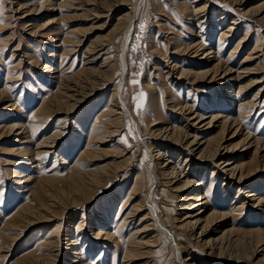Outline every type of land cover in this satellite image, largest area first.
<instances>
[{"label": "rangeland", "instance_id": "374dc122", "mask_svg": "<svg viewBox=\"0 0 264 264\" xmlns=\"http://www.w3.org/2000/svg\"><path fill=\"white\" fill-rule=\"evenodd\" d=\"M196 1L197 0H140L141 14H138L139 19L137 18L133 27L134 29L132 28L133 30H131V33L128 36H125L126 34H123L122 32H119L117 35L116 31H113V28L117 24L118 17L123 12V10L127 9V7L120 8V10H118V12L113 16L108 15V17L105 16L101 19H97L96 16L97 14H100L101 10L98 8H92V5H85L81 1L78 3L70 2V4H68V6L65 8V4L64 6H61V4H63L62 0H0V90H5V76L8 73L9 68H20L21 72H23V76L21 77L22 79L18 81V83L13 84L14 88L10 89L12 87L11 86L9 90L6 89L8 95L10 94L12 96V100H6V103L4 102L3 105L0 106V126H5L8 128L10 125L12 126L17 124L20 126L22 124L27 126L31 131V140L29 139L27 144H19L16 141L19 138H23L22 140H25L23 135L20 137H15L14 135L0 143V246L3 247L4 244H6L5 247L11 248V252L9 253H3L0 251V264H33L35 260L34 256L37 253V246L43 244V239L49 233V230L54 229L61 223L64 224L60 231L62 251L59 252V261L56 264H78L79 260L88 261L89 264H124V246L129 239L128 237L133 233L134 229L141 225L139 218H141L142 214L146 213V211L144 213H140L139 217H137L136 225L133 226V228L130 227L129 229H125L126 231H124L121 237L122 243H118L119 245L117 243V245L111 243L110 245H106V249H104L102 246H99L100 244L98 242H96L93 246H90L84 241L81 246L83 249V258L80 257L75 259V261L77 260L76 263L71 262L74 259H71L73 255L70 254V250H66V248L71 247L66 245L65 238L68 234L75 233L74 228H76L78 225L81 227L79 222H82V225L86 224V230H88V235L86 234V236L88 239L90 237L92 238L94 230L100 228V226H93L95 223L93 222L94 219H92V217L93 215L98 217L103 215L105 212L112 216L110 221L112 222L114 220L115 222L114 225L106 229H108V232L115 231V234H117V230L119 228L118 226H121L119 224L125 218V214L132 208V205H130L128 209H125L121 213V205L129 194L132 185L134 184V180L138 175V170L143 169L144 173L148 174L146 167L149 164H151V166L154 165V170L159 173L158 178L160 183L163 184H160L158 187V194L163 195L164 199V201L160 199L158 202V205H160L163 210V219L168 222V225H172V227L175 225L179 226L181 222H183L182 219H184L188 212L181 209L183 204L181 201H179L181 200L178 197L179 194L174 191V189H172L173 185L170 183L171 180L166 179L167 176L161 173L165 159L163 161L162 159L155 160L154 157V154H156L155 149L157 150L158 148H161V151L165 152V144L167 142L164 140V137L157 135L158 132L156 130L161 128L160 123L163 121L174 122L178 127H184L185 129L188 128L186 125L187 121L184 120L187 117L182 118V116L176 114L171 109L172 105L175 104V101L181 103L184 101H190L192 104L195 103L196 107L201 109L203 113H206L205 116H210L212 113L220 111L223 114L222 116H226L231 113L227 111V107L224 106L225 98L229 96L227 94L228 91H226L227 88H223L219 85L221 81L218 79L222 77V74L219 75L217 80L214 82L216 84L213 83L211 85H204L200 83L193 86L191 84L192 80L187 81L185 79L183 81V79H179V73L175 72L169 76L167 82L170 84V88H168L169 90L161 84L158 78L160 75L159 73L162 72L163 74H168V72H170V67L168 66L170 64L168 63L173 61L178 63L180 68L187 70L192 69L196 71V69H199L200 65L204 66V64H199L202 62L199 61V58H202V56L195 57L196 59H194L196 61H194L192 60L193 55H190V53H176L180 47H188L189 44H191V42L196 38L192 35H199L201 31V29H197V27L192 29L194 28L195 24L197 25V22H192V20H190V18H192L190 15H193L191 13V9L192 7L195 8L198 4L195 3ZM241 1L242 0L211 1V11L214 12L217 18L215 20L211 19L210 23L206 26L207 35L205 40L207 44L210 43L213 45L215 51L218 50V42L221 39L222 34L227 31L228 27H230V24H232L235 19L233 12L237 11L244 13L245 10L251 6V2L246 3V0H244V2L241 3ZM205 2H207V0L199 3V6ZM222 2L230 3L229 5H226ZM49 4H52L53 6L51 9L54 8L56 11L55 17L59 16V14L64 17V21L60 20L62 24H57L54 27L55 31L49 32L50 34L48 36H54L52 39L40 37L46 36L45 34L47 32H43L44 30H41V28L47 24V16L39 15L37 16L38 19L36 18V20L32 22V18L22 19L23 14L27 12L28 8L37 9L40 6H46ZM22 5H26V7L23 8L22 11H19V7ZM229 7H232V10H230ZM186 8L190 9L187 10ZM50 16H52V14ZM219 16H228V18L224 21V25H219L220 28L215 30L214 24L219 19ZM27 23L32 24L30 25L31 27H27ZM102 24L104 25L103 28H101ZM140 25H144L142 30ZM236 26L240 27V31L234 34L230 42L225 43L223 48H221L218 57L224 61H227V58H229L231 53L237 47L236 45L238 44L239 39L245 35L247 30H249L252 26V31L250 33L251 36L249 39L250 41L248 42L246 49L239 50L237 55L233 57L234 71H238L240 68H242V63L249 53H251L257 46L260 47L261 52L254 54L253 61H251L250 65L247 66L249 68L258 70L259 74H254L257 72L256 70L252 71L253 76H255H252L251 78L257 77L263 82L258 83L252 88L251 92L246 97L249 98L255 96L259 89L264 86V20L258 22L257 25L249 21H245L243 23V20H241ZM32 28L37 30L38 35L40 34L38 37L32 36L30 34V30H32ZM98 28L101 30H98ZM92 29L96 30L93 31ZM193 30H195L194 34ZM104 37L105 43L108 44L106 48H109L110 54L114 56L113 63L116 66V78H118L121 73L120 55L121 52L123 53L122 49L126 47L127 56H125L124 51V57L127 58V60H125L129 68L127 67V71H125V73H128L125 78V82L123 83L124 85L122 88V95H124V98L129 102L131 110L136 114L137 117H139V120L142 122L143 119H145V121H143L144 125L146 126V131H144V134H146L145 136L148 145L143 142V139L140 140L137 138V131L132 122L129 119L124 120L123 118L122 129H114V131H117V137L115 138L118 139V142L123 145L124 148L129 147L130 152L125 157L132 154L134 158L132 162L134 160L135 161L132 163L133 165H130L131 162L127 161V163H130H126L125 165L129 169L127 168L128 170H123V172H116L115 170L117 166L115 165L109 166L107 170L110 176H107V178L103 179L106 182L97 188L92 187L90 191H87L86 187L82 186V181H88L84 178L72 176L71 168L75 164L78 154L82 152L84 146L87 145L86 143L88 138L87 136L82 137L83 133L88 134L90 132V127L93 124V121L96 119V115L102 111L101 109L104 106L102 103H105L108 99H110L111 89L115 83H111L104 86V88H101L102 90H100L97 95L94 94L96 97L95 99L88 100V98H80L82 99L80 104L84 102L83 105L80 107V109L76 110V113H74L73 116H71L69 119L67 118L68 120L66 126L64 127L65 129L63 128L64 130L62 129L61 132L67 131L70 136L63 142H60V155H63V158L65 157V159L69 161L70 164H61L62 162H59L55 165V160L53 157L54 155H49L42 158L43 160L41 161H45V166L42 168L40 173H38L39 170L34 166V164L28 166V169H26L23 164L29 161L27 158L30 154L29 150L36 151L38 146L37 144L42 143L43 141L52 137L59 127L61 128L64 126L62 120H66L64 114H58V116L52 117L49 120L46 117L45 120H42L37 124H33L31 121V116L36 114V112H39L47 99H52L53 96L56 95V91L59 88L58 81H55L54 75L47 74L45 72L43 73L42 65L47 64L56 67L63 58L64 61L61 62L63 63V67L61 66V72L65 71L66 76H73V78L76 80L75 84L77 81L79 84H81L83 81V76H81L79 72L83 66L82 59L84 56V51L87 50V45H89L90 42ZM126 37L128 38L126 39ZM64 40H66L65 44L63 43ZM77 40L78 44L73 45V42ZM202 48L200 53L203 52ZM64 50L67 51L66 56L61 57V59L57 58L54 61L53 58L48 57L50 53H54L55 55L59 54L60 56ZM159 52L166 53V57L164 58ZM107 56L108 55L105 57ZM256 56L257 58H255ZM259 58L261 60H259ZM37 62L38 66H36ZM196 63H198V66ZM214 65L215 62L212 63L211 67ZM155 66L158 70L155 69ZM231 77H236V75L232 74L227 79H230ZM150 81L156 87L154 94L157 96L156 104L153 110L151 109V102H149L150 95L146 91V84ZM78 83L76 87L80 89L87 85L84 83L78 85ZM189 90H191V92L188 93ZM81 91L85 92L86 94L89 93V90H87L85 87L82 88ZM217 97V104L221 105L220 107H217L216 105L215 107H217L219 111H214L213 108L211 109L209 107V103L211 102V98L216 99ZM60 98L62 101L68 102L69 104H73L74 102V100L72 102L70 99H65L64 97ZM234 99L236 100V98ZM13 101L17 103L16 107L14 108L10 106L13 104ZM232 104H234L232 105V107L234 106L233 112L237 113V109L235 107L236 103L234 102ZM262 104L263 105H261V109L258 110L255 115L251 116L252 118L249 119L247 126H244L243 129L245 133L250 131L252 132V135H256L257 138L264 140V97ZM207 105L208 107H206ZM7 106H10L11 108L8 107L7 111H2V109ZM144 113L145 118L143 117ZM175 117H177V119H174V121L173 118ZM151 121H153V123L156 122L155 126L150 127L148 122ZM158 121H160V123ZM208 121V119L201 121V123L197 121L196 126L202 127L199 128L200 131L204 130L206 127L205 123ZM219 122L220 121H217V123H215V129L212 128V131H201L203 133L199 136L198 140L202 142L203 136L216 135L219 132V128L217 127L219 124H221ZM164 126L168 125L165 124ZM188 130L191 134H194L195 132V130H191V128H188ZM77 131L81 132L79 135L82 138L80 141L78 140V143L73 142L74 137L76 136L75 133ZM17 133H19V131H17L15 134ZM232 133L233 130L226 132L225 138L229 139ZM240 140L241 139L238 138L235 140V142ZM113 144L115 143L110 142L109 144L108 142V144L101 146V149L108 150L112 148ZM226 145L230 147L229 143ZM252 145L253 146H251L250 149L246 151L250 155H248V157H242L244 159L247 158V161L249 160L250 156H252L251 153L254 150V144ZM115 146L117 145L115 144ZM195 148H197V146H195ZM192 149L187 150L184 152L185 154H182L181 156L176 154L175 157L177 156L176 159L180 160L182 166H186V158L189 159L190 164L188 165L189 167L184 166V169H186L185 171L191 169L190 171L192 172V170L196 169L197 167L198 170H200V168L203 166L207 167V169L203 170L202 174L201 172L196 174V179L201 183L202 180L205 182L203 186H199L200 188L203 187V190L204 188L208 190L207 186H209V184L214 181L212 182L214 185L211 202L215 205L218 204L217 206L219 208L223 204L224 206H227L229 211H234V208H236L235 203L240 202L241 199L242 202L243 198L245 200V196H247V192L250 190L249 188L253 186L254 187L252 189H258H255L258 191V196L261 195L260 197H264V151H262V156L259 159L260 165H262L260 169L262 170H259L258 175L251 179L249 185L238 184L236 180V183L233 184V188H230V186H224V183H228L225 182V180H227L229 174L225 171L226 169L224 166H218L220 161H218L215 165L204 163L198 156V150L192 151ZM240 151H242V149ZM125 152H128V150L126 149ZM168 155L169 154H167V156ZM110 158L113 157H109L107 162L114 160ZM122 160L123 159H121V161ZM118 161L120 160L118 159ZM201 161L202 163L200 164ZM105 162L106 161L99 162L100 164L97 163V165L107 164V162ZM23 170H28L25 175L30 173L37 178L31 183L27 191H24L22 188H20V186L16 184V178L12 177V172H25ZM222 170L223 172H221ZM224 190H229L228 203L222 201L224 200L225 196ZM241 192L242 194H240ZM188 193L189 192H187L185 196H187ZM237 194L239 196L238 201L233 202L231 199ZM140 197H138V201ZM53 203L55 205L50 207V205ZM231 204L232 206H230ZM42 205L47 206V208L49 206L50 209H52L57 217L56 221L54 220L55 218L52 217L53 215H51L49 212H46V207L44 208L45 210L40 208ZM27 206L38 209H35L31 216L29 214V217L22 218L17 224L18 227L13 226L8 228L5 226L6 221L18 213L22 207ZM259 209H263V207H260ZM254 211H256L255 208L247 207L243 212L244 214L240 216L241 219L238 221L236 226L238 233L230 236L232 239L228 238V242L226 244L228 251H225L226 247L224 248V251L228 254H244L250 252V249L253 248L255 244V238L253 239V237H251L252 239H249V235L244 233L248 230H262V228H264L263 225L259 224L264 223L262 214H258V211L257 214L253 213ZM204 215L205 214H203V216ZM49 217L52 218L53 222L49 221L50 219L47 220ZM84 218L85 221H83ZM153 227L154 226H152V228ZM102 230L105 231V229ZM161 230L162 229L159 228L158 230L153 229L149 232L151 236L155 234L157 237H159V239L162 241L161 246L153 248V250L149 252L150 254H147L146 256L144 255L145 258L140 260L138 264L181 263L183 255H181L176 243L174 240H170V238L166 236V234ZM173 232L182 237L180 241L183 247H187L188 252L192 253V256L203 259L201 256H203L202 254H204L206 250H202L200 248L201 243L199 240L202 238L198 239L199 236L197 232H199V229L195 230L194 235L191 233L189 235L190 237L187 239L179 234V230L175 229ZM142 236H147V234H142L141 237ZM92 240L93 239L90 241ZM250 240L253 243H251ZM5 247H3V249H5ZM57 253L58 252H56V254ZM183 254L186 255L187 252H184ZM206 256L210 257L208 255ZM213 257L216 262L211 260V258L206 259L205 262H209L208 264L221 263V261L217 260L215 256ZM66 259H70L71 261L67 260V263L65 262Z\"/></svg>", "mask_w": 264, "mask_h": 264}, {"label": "bare ground", "instance_id": "6f19581e", "mask_svg": "<svg viewBox=\"0 0 264 264\" xmlns=\"http://www.w3.org/2000/svg\"><path fill=\"white\" fill-rule=\"evenodd\" d=\"M79 1L83 2V4L85 5H92V8L100 9L101 12L100 14H97L96 16L97 19H101L102 17L105 16L108 17V15L113 16L115 13L118 12V10H120V8L127 7V9L123 10V12L120 14V16L118 17L117 24L113 28V31H116L117 35L119 34V32H122L123 34H126L125 36H128L131 33V30L134 29L133 27L138 18V14L141 12L140 0H62L63 4H61V6L62 5L64 6L65 4V8H66L68 4H70V2L78 3ZM202 1L204 0H197L195 2L196 4L197 3L198 4L195 8L192 7V9H194V10L191 9V13L193 15H190L192 16L190 20H192V22H197V25L195 24L194 28L192 29H195L197 27V29H201V31L199 35L198 34L196 35L194 34L195 30H193L194 35L192 36L196 37L195 40H193L188 47L185 46L180 47V49H178L176 53L178 54L190 53V55L191 54L193 55L192 60L194 61H196L195 57L202 56V58H199L200 59L199 61H202L199 64H204V66L200 65L199 69L198 70L196 69V71L192 69L187 70L184 68H180L178 66V63H175V61H173L168 63L170 64L168 65L170 67V72H168V74H163L161 72L159 73L160 75L158 76L161 84L168 89L170 88V84L167 83L169 76L175 72L179 73L178 77L179 79H183V81L185 79L187 81L192 80L191 84L193 86L200 83L204 85H211L217 80L219 75L222 74L221 75L222 77L218 79L221 81L219 85L222 86L223 88H227L226 91H228L227 94L229 95L227 98H225L224 106L227 107L226 108L227 111L231 113L226 116H222L223 114L221 113V111L212 113L210 116H205L206 113H203L201 109L196 107L195 103L192 104L190 103V101H184L182 103L176 101L174 102L175 104L172 105L171 107L172 111L182 116V118L187 117L184 119L187 121L186 125L188 126V128H191V130H195L194 134H191L188 128L185 129L184 127H180V126L178 127L177 125H175L174 122L163 121L160 123V121H158L161 124V128L156 130L158 132L157 135L158 136L161 135L162 137H164V140L167 142L165 144V152L161 151V148L159 149L158 147H156L158 149L157 150L155 149L156 154H154V157L155 160L162 159L163 161L165 159L161 173L167 176L166 179L171 180L170 183H172L173 185L172 189H174V191H176L179 194L178 197L181 199L179 201H181V203L183 204L181 209L187 211L188 213L185 215L184 219H182L183 222H181L179 226L175 225L172 227V225L171 226L168 225V222L165 219H163L162 207L158 205L160 199L164 201L163 195L158 194V187L162 183H160V180L158 178L159 173L156 170H154V165L151 166V164H149L146 167L147 168L146 170H148L147 172L148 174L144 173L143 169L138 170L137 173L138 175L134 180V184L132 185L129 194L127 195L126 199L121 205L122 206L121 213L125 209H128L130 205H132V208L125 214V218L119 224L121 226H118L119 228L117 230V234H115L116 233L115 231L108 232V229H106L114 225L115 223L114 220L112 222L110 221L112 216L110 214H107L106 212L103 215H100L101 217L100 216L95 217V215H93L92 217V219H94L93 222L95 223V225L93 226L96 227L100 226V228L94 230L93 237L92 238L90 237L91 239H93L92 241H90L91 239L90 238L88 239V237L86 236V234L88 235V230H86V224L82 225V222H79L81 224V227H79L78 225L76 228H74L75 233L73 234L70 233L67 235V237L65 236L66 245L71 247V248H66V250H70V254L73 255L71 259H74L72 261L70 259H66L65 262L68 263L67 260H70L71 262L76 263L77 260L75 261V259H78L80 257L83 258L82 255L83 249L81 248V246L84 241L86 242L87 245L89 244L90 246H93L96 242H98L100 244L98 245L102 246V248L104 249H106V245H110L111 243L115 245H117L118 243L121 244L122 243L121 237L124 231H126L125 229H129L130 227L133 228V226L136 225L137 217H139L140 213L142 212L144 213L146 211V213L142 214L141 218H139L141 225L137 226V228L134 229L133 233L131 234V236L128 237L129 239L124 246L125 249L124 264H138V262L144 259L147 254H150L149 252H151L153 248L161 246L162 241L159 239V237H157V235L155 234L151 236L149 233L153 229L158 230L159 228L162 229L161 231H163L166 234V236L170 238V240L172 241L174 240V242L176 243V246L181 252V255H183L180 264H187V263L208 264L209 262L207 263V261L205 262V260L211 258V260L215 261L213 256H215L217 260L221 261V263L224 264H264V228H262V230L252 229V230H248L245 233L243 232L244 234L249 235L248 236L249 239L251 237H253V239L255 238L254 239L255 244L253 248L250 249L251 250L250 252L244 254H237V255L231 253L228 254L227 252H225L228 251L226 247L228 238H231L230 236L238 233L237 232L238 230L236 228L237 223L238 221H240L241 219L240 216L244 214L243 212L247 207L255 208L256 211H254L253 213L257 214L258 211V214H262V218L264 219L263 217L264 197H260L261 195L258 196L259 195L258 191H256L258 189L256 188H255L256 190L252 189L254 186L249 188L250 190L247 192V196H245V200L243 198L242 202L241 199L240 202L235 203L236 208H234V211L233 210L229 211L227 206H224L223 204H222L223 206L221 205L219 208L217 206L218 205L217 202H216L217 205L211 202L212 201L211 197L213 194V185H214L212 182L214 181H212L209 184V186H207L208 190H206L205 188L203 190L202 189L203 187L200 188L199 186H203L205 182H203L202 180L201 183L199 180L196 179L197 177L196 174H198L199 172H201L202 174L203 170L207 169V167L203 166L202 168H200V170H198L197 167L196 169L192 170V172L190 171L191 169L185 171L186 169L184 168L190 164L189 159L186 158V162H185L186 166L184 165L185 166L184 167L181 165L180 160L176 159L177 156L175 157L176 154L181 156L182 154H185L184 152H186L187 150H191L193 148L192 151L198 150L199 152L198 156L199 158H201V160L204 163L215 165L218 161H220L218 163V166L220 165L224 166V168L226 169L225 171L228 172L229 174L228 175L229 177H227V180H225V182L228 183H224V186L226 187L230 186V188L231 187L233 188V184L236 183V180L238 184L249 185L251 179L254 178L256 175H258L259 170H262L260 169L262 165H260L259 159L262 156L261 155L262 151H264V140L257 138L256 135H252L251 134L252 132L250 131L248 133H245L243 129L244 126H247V122L249 121V119L252 118L251 116L255 115L257 111L261 109V105H263L262 102L264 97V86L259 89V91L255 94V96L246 98L248 94L251 92L253 87H255L258 83L263 82L261 79L257 77L251 78L253 76L252 73L253 70L257 71L254 74H259V73L257 69H252L247 66L250 65L251 61H253L254 58L253 55L257 54L258 52H261L260 47L257 46L256 48H254V50L251 53H249V55L242 63V68H240V70L238 71H234V59H233V57L237 55L239 50L246 49L248 42L250 41L249 39L251 36L250 33L252 31V26L249 29L250 31L247 30L246 34L239 39L238 44L236 45L237 47L231 53L229 58H227V61L220 59L218 55L221 51V48H223V46L225 45V43L230 42L234 34L240 31V27L236 26L239 21L243 20V23L245 21L247 22L249 21L257 25L258 22L264 20V0L263 1L246 0V3L251 2V6L248 7L244 13L237 11L233 12L236 20L234 19L232 24H230V27L227 26L228 27L227 31H225L222 34L221 39L218 42L219 47L217 51H215L212 44L210 43L207 44L205 40L207 35L206 26L210 23L211 19L215 20L217 18L214 12L211 11L212 6L210 7V4L212 0H207V2L199 6V3H201ZM242 2H244V0H242L241 3ZM222 3L229 5L230 2L229 3L222 2ZM52 6H53L52 4H49L46 6H40L37 9L28 8L27 12L23 14L22 17V19L32 18L31 20L32 22L35 21L37 16L39 15L47 16L48 18L47 24L43 26L44 28L42 27L43 29L41 28V30H44L43 32H47L46 34L44 33L46 36H40L47 39H52L54 37V36L52 37L51 35L48 36L50 34L49 32H54L55 31L54 27L57 24L59 25L62 24L60 20L64 19V17L61 16V14L55 17L56 11L54 10V8L51 9ZM25 7L26 5H22L21 7H19V11H22V9ZM230 10H232V7L230 8ZM51 14L52 16H50ZM221 16H219V19L214 24L215 30L220 28L219 25L222 26L224 21L228 18V16L227 17H221ZM30 25L32 24L27 23L26 26L28 27ZM103 26L104 25L102 24L101 28H103ZM92 30L95 31L96 29H92ZM98 30L101 29L98 28ZM30 34L32 36H37V37L40 35V34L38 35L37 30H34V28L30 30ZM127 38L128 37H126V39ZM104 39L105 37L90 42V44L87 45V50L84 51V56L82 59L83 66L79 74L83 76L82 83L87 84L84 86L87 90H89V93L87 94L81 91L82 88L84 87H82L81 89L76 87L78 81L75 84L76 80L73 78V76L69 77L65 75V71L61 72L63 67L62 66L63 63L61 62L64 61L63 58L59 62V64H57L58 66L56 67L47 64L42 65L43 73L45 72L47 74L54 75L55 81H58L59 88L56 91L57 92L56 95L53 96L52 99H47L42 109H40L39 112H36V114L31 116V121L33 122V124H37L38 122L45 120L46 117L49 120L52 117L58 116V114H64L66 120L65 119L62 120L64 126L62 125L63 127L61 128L59 127L52 137L48 138L42 143L37 144L38 146L36 148V151L29 150L30 154L27 157L29 161L23 164L26 169H28V166L34 164V166L39 170L38 173H40L42 168L45 166V161H41L43 160L42 158L47 157L49 155H54L53 157L55 160V165L58 164L59 162H62L61 164H70V162L67 161L65 157L63 158V155H60L61 154L60 142H63L65 139H67L70 136L67 131L61 132L62 129L66 126L67 120L71 116H73L74 113H76V110L80 109V107L83 105L84 102L80 104L82 102V99L80 98H86V99L88 98V100L95 99L96 97L94 96V94L97 95L99 91L102 90L101 88H104V86L109 85L111 83H115L113 85V88L111 89L110 99H108L107 102L102 103V105H104L103 108L101 109L102 111L101 113H98L96 115V119L93 121V124L90 127L91 128L90 132L88 134L83 133L82 137L87 136L88 138V141L86 143L87 145H85L83 151L81 150L82 152L78 154L75 164L71 168L72 176L75 177L77 176V178L79 177L84 178L88 181V182L82 181V186L86 187L87 191H90L92 187L97 188L98 186L103 185L106 182L103 179L107 178V176H110L107 170L109 166L115 165L117 166L115 170L116 172H123V170H126L128 168L125 165L127 161L131 162L130 165H133L132 163L135 161L134 160L132 162V160L134 159L132 154L125 157L130 152L129 147L124 148L123 145H121L118 142V139L115 138L117 137L116 135L117 131H114V129H118V130L120 128L122 129L123 118L124 120L129 119L132 122L133 126L136 128L137 131V138H139L140 140L143 139V142H145V144L148 145L145 136L146 134H144V131H146V126L144 125L143 121H145V119H143L142 122L139 120V117H137L136 114L131 110V107L129 106V102L124 98V95H122V88L124 85L123 83L125 82V78L128 73V72L125 73V71H127L126 70L127 67L129 68V66L126 63L127 58L124 57V51H125V56H127L126 47H124L125 45L123 46L124 48L122 47L123 53L121 52L120 55L121 73L120 76L119 77L117 76L118 78H116V74H115L116 66L113 63L114 56L110 54L109 52L110 49L106 48L108 44L105 43ZM77 42L78 40L74 41L73 45L78 44ZM63 43L65 44L66 40H64ZM201 48L203 51L202 53H200ZM66 52L67 51L64 50L63 53L60 54V56L59 54L55 55L54 53H50L48 57L53 58L55 61L57 58L61 59V57L63 56L65 57ZM159 53L162 54L164 58L166 57V53L163 52H159ZM106 55L108 56L105 57ZM255 58H257V56ZM259 60L261 59L259 58ZM214 62L215 65L211 67L212 63ZM196 65L198 66V63H196ZM36 66H38V62ZM155 69L158 70L156 66ZM22 74L23 72H21L20 68H9V71L5 76V83H6L5 90H0V106H2L6 100L8 101L12 100V96L10 94L8 95L7 90H9L11 86L12 87L10 89L14 88L13 84L18 83V81L22 79L21 78L23 76ZM232 74H235L236 77H231L230 79H227ZM81 84L78 83V85ZM146 91L150 95L149 102H151L152 105L151 109L153 110L156 104L157 96L154 94L156 91V87L151 81L146 84ZM189 92H191V90H189L188 93ZM60 97H64L65 99H70V101L72 102L74 100V102L73 104H69L68 102L62 101ZM234 98H236V100ZM217 100L218 97L216 99L211 98V102L209 103V107L211 109L213 108L214 111L217 110L219 111L217 107H220L221 105V104L220 105L217 104ZM234 102L236 103L235 107L237 109V113L233 112L234 106L232 107V105L234 104L232 103ZM16 104L17 103L13 101V104H11L10 106L14 108L16 107ZM216 105L217 107H215ZM10 106L5 107L4 109H2V111H7L8 107L11 108ZM206 107H208V105ZM143 115H144L143 117L145 118V113ZM174 119L176 120L177 117L173 118V120ZM206 119H208L209 121L205 123L206 127L204 128V130L201 131H207V132L212 131L211 129L215 127V123H217V121H220L219 123L221 124H219V126L217 127L219 128V132L216 135H209L205 137L203 136L202 142H200L198 139L203 132H201L199 128L202 127H197L196 123L197 121L201 123V121H204ZM153 121L148 122V124H150V127L155 126L156 122L153 123ZM165 124H167L168 126H164ZM231 130H233L231 137H229V139H226L225 138L226 132H229ZM17 131H19V133L15 134ZM30 132L31 131L28 129V127L22 124L20 126L17 124L12 126L10 125V127L8 128L5 126H0V143L3 142L5 139L11 138L14 135L15 137L16 136L20 137L21 135H23L25 140H22L23 138H19L16 141L19 144H27L29 142V139L31 140ZM76 133L73 142L78 143V140L80 141V139H82L81 136L79 135V133L81 132L77 131ZM238 138L241 140L235 142V140ZM108 142L109 144L110 142H113L117 146L113 144L112 148L108 150L101 149V146L108 144ZM227 143H229L230 147L226 145ZM252 144H254V150L251 153L252 156H250L249 160L247 161L246 160L247 158L244 159L242 157H248V155H250L246 151H248L250 147L253 146ZM195 146H197V148H195ZM126 149L128 150V152H125ZM241 149L242 151H240ZM167 154L169 155L167 156ZM109 157H113L110 159H114V160L112 161L110 160L109 162H107ZM118 159L120 161H118ZM121 159L123 160L121 161ZM104 161H106L107 164L97 165V163L100 164L99 162H104ZM202 161L200 162V164L202 163ZM223 170L221 172H223ZM27 171L12 172L13 174L12 177L16 178L17 180L16 184L20 186V188H22L24 191H27L31 183L37 179L30 173H28V175H25ZM263 171H264V164H263ZM228 191L224 190L225 193L224 200L221 199L222 201H225L227 203L229 197ZM187 192L189 193L187 196H185ZM238 194L231 199L233 200V202L238 201V197H239ZM240 194H242V192ZM138 197H140L139 201H138ZM54 205L55 204L53 203L50 205V207ZM230 206H232V204ZM45 207L47 209L46 212H49L51 215H53L52 217H54L55 218L54 220L56 221L57 217L49 206H48L49 209L47 208V206H43V205L40 206V208H42L43 210H45L44 209ZM260 207H263V209H259ZM35 209L38 208H33L28 206L22 207L18 213H16L15 215H13L12 218L6 221L5 226H7L8 228H11L13 226L18 227L17 224L20 222V220L22 218L29 217V214L31 216L32 212H34ZM203 214L205 215L203 216ZM47 220L53 222L51 217H49ZM83 221H85V218ZM259 224L264 226V223H259ZM63 225L64 224L61 223L54 229L49 230V233L43 239L44 240L43 244L37 246V251H36L37 253L34 256L35 260L33 264L58 263L59 252L62 251L60 231ZM152 226L154 227L152 228ZM102 229H105V231ZM175 229L179 230V234L184 236L186 239L190 237L189 235L191 233L194 235L196 229L197 230L199 229V232H197L199 236L198 239L202 238L201 240H199V242L201 243L200 248L202 250L207 251V252L205 251L204 254H202L203 256L201 257H203V259L198 258L196 256H192V253L188 252L187 247H183L180 241L182 237L173 232V230ZM142 234H147V236L141 237ZM251 243L253 242L251 241ZM5 246L6 244H4L3 247ZM3 247L0 246L1 252L3 253L11 252L10 247H5V249H3ZM224 248L226 249L225 251ZM56 252L58 253L56 254ZM184 252H187V254L184 255L183 254ZM206 255L210 257H207ZM78 264H89V263L88 261L85 260H79Z\"/></svg>", "mask_w": 264, "mask_h": 264}, {"label": "snow or ice", "instance_id": "6c2138e0", "mask_svg": "<svg viewBox=\"0 0 264 264\" xmlns=\"http://www.w3.org/2000/svg\"><path fill=\"white\" fill-rule=\"evenodd\" d=\"M140 27H141V30L143 29V27H144V25H140ZM135 83V82H134ZM143 95V94H142Z\"/></svg>", "mask_w": 264, "mask_h": 264}]
</instances>
